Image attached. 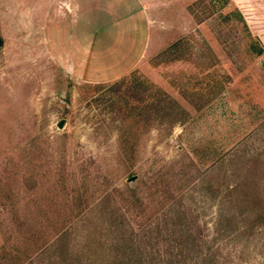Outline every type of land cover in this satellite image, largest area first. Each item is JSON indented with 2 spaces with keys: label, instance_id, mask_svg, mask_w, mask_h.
<instances>
[{
  "label": "rangeland",
  "instance_id": "374dc122",
  "mask_svg": "<svg viewBox=\"0 0 264 264\" xmlns=\"http://www.w3.org/2000/svg\"><path fill=\"white\" fill-rule=\"evenodd\" d=\"M142 8L0 0V246L44 213L24 264H264V0ZM133 73L185 118L134 117Z\"/></svg>",
  "mask_w": 264,
  "mask_h": 264
},
{
  "label": "trees",
  "instance_id": "16d2710c",
  "mask_svg": "<svg viewBox=\"0 0 264 264\" xmlns=\"http://www.w3.org/2000/svg\"><path fill=\"white\" fill-rule=\"evenodd\" d=\"M129 80L133 83L131 84L133 90L138 91L141 87H150L151 94L149 97L148 104L146 105L145 112L142 113L138 111L137 107L129 106L137 118H141L146 114L147 118L155 119H168L172 122L181 120L185 118V110L181 108L177 101L169 97V95L155 86L154 84L148 82L147 80L140 77V75L132 74ZM126 81L122 79L121 81L115 82L111 89H115V95L123 96L124 105L126 106L128 101V96L121 95L120 86ZM134 93L130 97L132 98ZM130 110V109H129ZM180 114L183 117H179ZM181 118V119H180ZM253 211L258 212L256 209ZM43 215H37V227L34 225V219L26 214L20 215L18 212L12 215L13 228L7 237L5 243L0 246V264H24L30 260L33 254H40L47 250V248L52 244V242L57 241L65 233L67 221L64 217H59L57 219H50L48 215L44 218ZM72 216V215H71ZM45 220V222H44ZM47 220V221H46ZM9 239V240H8ZM171 244V242H170ZM172 246V245H170ZM178 252V249L176 250ZM176 252V253H177Z\"/></svg>",
  "mask_w": 264,
  "mask_h": 264
},
{
  "label": "crops",
  "instance_id": "0c3cea01",
  "mask_svg": "<svg viewBox=\"0 0 264 264\" xmlns=\"http://www.w3.org/2000/svg\"><path fill=\"white\" fill-rule=\"evenodd\" d=\"M129 6L132 9L134 7L135 14L140 17V22H143V26L150 32L151 23L154 22L153 16L149 15V9H143L142 7H154V6H167L171 4L172 0H128ZM132 11V10H131ZM149 35V34H148ZM146 34V36H148Z\"/></svg>",
  "mask_w": 264,
  "mask_h": 264
},
{
  "label": "water",
  "instance_id": "95a60500",
  "mask_svg": "<svg viewBox=\"0 0 264 264\" xmlns=\"http://www.w3.org/2000/svg\"><path fill=\"white\" fill-rule=\"evenodd\" d=\"M62 124H63V123H60L58 126H59V127H62ZM134 178H135V177H131V178H129L128 180L131 181V180H133Z\"/></svg>",
  "mask_w": 264,
  "mask_h": 264
}]
</instances>
